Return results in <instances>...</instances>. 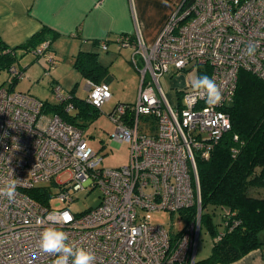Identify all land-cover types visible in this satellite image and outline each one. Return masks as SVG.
<instances>
[{
    "label": "built area",
    "instance_id": "obj_1",
    "mask_svg": "<svg viewBox=\"0 0 264 264\" xmlns=\"http://www.w3.org/2000/svg\"><path fill=\"white\" fill-rule=\"evenodd\" d=\"M135 39L133 46L130 37L118 43L133 48L131 62L140 75L137 101L119 104L108 115L115 124L110 139L129 148L128 163L119 168L100 166L103 157L78 126L10 89L25 72L14 64L6 69L9 87L0 85V181L18 183L13 201L0 195V264H52L55 256L44 253L39 241L53 214L54 226L70 241L94 252V264L196 263L202 216L197 160H207L231 129L224 108L234 96L239 71L264 80V0H182L154 44ZM250 44L257 45L252 57L245 54ZM32 53L45 57L50 70L55 66L48 42ZM199 67L220 87V104L210 106L192 89ZM180 73L186 81L174 89L171 104L161 81ZM84 87L85 102L97 110L111 99L106 83L86 79ZM51 90L70 114L71 94L59 85ZM140 118L153 120V131L141 132ZM64 174L67 180L57 181ZM45 182L59 187L54 197L65 205L79 192L95 189L99 202L78 214L52 208L50 189L38 186ZM159 212L182 214L184 227L174 233L153 224L149 214Z\"/></svg>",
    "mask_w": 264,
    "mask_h": 264
},
{
    "label": "trees",
    "instance_id": "obj_2",
    "mask_svg": "<svg viewBox=\"0 0 264 264\" xmlns=\"http://www.w3.org/2000/svg\"><path fill=\"white\" fill-rule=\"evenodd\" d=\"M53 40L54 33L42 28L19 47L8 49L0 44V71L15 63L17 50L33 52L44 42L50 49ZM74 67L84 79L95 83H102L108 73L98 62L97 54L91 52H79ZM204 74L205 69L199 67L198 77ZM73 105L77 109L75 116L65 113L61 103H44L43 112L57 114L79 126L76 117H94L99 111L85 100L75 99ZM224 111L231 129L214 144L209 158L197 160L196 165L201 228L210 235L212 244L209 256L195 264H231L262 245L259 232L264 230V80L240 70L234 96ZM207 207L220 210L216 219L204 212Z\"/></svg>",
    "mask_w": 264,
    "mask_h": 264
},
{
    "label": "crops",
    "instance_id": "obj_3",
    "mask_svg": "<svg viewBox=\"0 0 264 264\" xmlns=\"http://www.w3.org/2000/svg\"><path fill=\"white\" fill-rule=\"evenodd\" d=\"M181 2L182 0H167V4L162 0H0V44L8 49L16 48L25 44L42 28H48L54 33L50 55L56 50L64 59L70 57L75 60L79 52L96 53L98 62L107 68L108 75L114 63H125L124 60H127L132 65L133 48L130 46L134 45L135 38L139 36L149 46L155 43ZM123 36L130 37L131 45L128 47L119 46L118 40ZM62 47L65 49L62 50ZM19 52L23 51H16L15 63ZM15 63L14 65L17 64ZM17 67L24 70L25 77L10 86L13 91L20 82L32 83L46 78L49 79L47 83L51 89L62 80L61 69L56 66V60L51 70L50 66L46 69L45 65H39L38 62L36 65ZM70 70L81 75L74 65ZM46 71L49 72L48 75H44ZM107 75L103 83L108 85L110 77L107 78ZM186 77L183 73L173 77L168 74L162 80L170 88L180 89L184 86ZM180 79H183L180 85H175ZM255 250H259L260 258L264 260V246ZM249 253L238 261L252 264L255 257H250Z\"/></svg>",
    "mask_w": 264,
    "mask_h": 264
},
{
    "label": "rangeland",
    "instance_id": "obj_4",
    "mask_svg": "<svg viewBox=\"0 0 264 264\" xmlns=\"http://www.w3.org/2000/svg\"><path fill=\"white\" fill-rule=\"evenodd\" d=\"M65 47H62L64 50ZM51 53V52H50ZM100 53L106 54L104 51ZM56 60V66L60 67V75H62V80L59 81V85L63 93H69L72 97V102L75 99L86 100L88 92L85 89V80L82 76H78L76 71L71 72L70 68L74 65V60L70 57L63 58V55L57 54L56 50L52 52V55ZM37 58L35 61L34 59ZM35 61V62H34ZM111 66L107 78L110 77L108 82L109 92L111 94V99L106 102L97 112L94 117H76V124L82 130L84 138L87 140L88 145L102 156L101 167L106 169L119 168L125 166L129 159V148L127 143L116 144L110 139V135L115 130V124L110 120L109 114L117 104H130L134 105L137 101L140 75L136 69L129 63V61L124 60ZM45 65L46 69L49 68L48 63L44 57H36L32 52L25 53L19 52L17 54V66L23 67L24 65L33 64ZM141 66V63H139ZM7 73L6 69L0 71V85L4 87H9L6 82ZM41 78V77H40ZM49 79L43 78L32 83L20 82L16 85L15 91L26 93L35 99L47 103L48 105L57 104L58 101L55 99L54 93L48 87ZM183 79L177 80L175 85H180ZM35 82V83H33ZM162 87L167 94L168 100L171 104L174 103L176 95L173 88H170L166 81H161ZM74 99V100H73ZM47 114L51 112L46 111ZM77 114V109L74 108L70 112V115L75 116ZM153 120L145 121L140 118V131L150 132L153 131L154 125ZM68 178L67 174L61 175L57 178V181L64 182ZM40 187H46L50 189L51 200L50 207L52 208H63L67 207L73 213H83L90 208L96 207L100 199V191L95 189L88 193V191H82L75 195V200L69 205L61 203L54 196L59 193V187L54 185L52 182H45L38 184ZM204 212H208L213 216L214 219L220 214L219 209H214L212 207H207ZM151 222L153 224L163 226L168 232H179L185 225V220L180 213L169 214L167 212L150 213ZM259 239L264 243V230L259 232ZM212 238L210 235L201 228L199 241L196 252V261L203 260L207 258L211 251ZM261 246H264L262 244Z\"/></svg>",
    "mask_w": 264,
    "mask_h": 264
},
{
    "label": "clouds",
    "instance_id": "obj_5",
    "mask_svg": "<svg viewBox=\"0 0 264 264\" xmlns=\"http://www.w3.org/2000/svg\"><path fill=\"white\" fill-rule=\"evenodd\" d=\"M167 4V0H162ZM257 45L250 44L246 49V55L252 57L255 55ZM192 89L198 95H202L210 106L218 105L223 100V94L220 87L214 79L204 74L192 81ZM3 187H0V195L6 196L9 201H13L16 195L17 179H5L0 181ZM69 218L65 217V222ZM58 223L55 215H52V225L43 229L39 247L48 254L55 256L52 264H94L95 254L88 248L83 246L77 247L75 241H70L69 234L54 225ZM249 256H254L252 264H264V260L260 258L259 250H254L249 253ZM236 264H242L237 261Z\"/></svg>",
    "mask_w": 264,
    "mask_h": 264
}]
</instances>
